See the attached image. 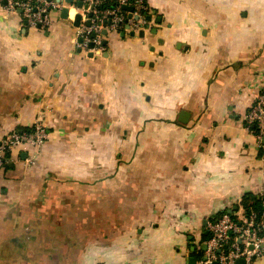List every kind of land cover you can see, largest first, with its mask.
<instances>
[{
  "label": "crops",
  "instance_id": "1",
  "mask_svg": "<svg viewBox=\"0 0 264 264\" xmlns=\"http://www.w3.org/2000/svg\"><path fill=\"white\" fill-rule=\"evenodd\" d=\"M80 1L46 29L0 2V140L49 132L0 170V264H30L33 241L43 264H195L214 218L264 198L244 119L264 0H145L149 25L107 32L101 55L75 45Z\"/></svg>",
  "mask_w": 264,
  "mask_h": 264
},
{
  "label": "built area",
  "instance_id": "2",
  "mask_svg": "<svg viewBox=\"0 0 264 264\" xmlns=\"http://www.w3.org/2000/svg\"><path fill=\"white\" fill-rule=\"evenodd\" d=\"M2 1H6L4 8L8 12L21 15L22 21L32 29L48 28L54 14L64 9L69 12L73 7L63 0ZM128 7L132 10L128 11ZM77 11L81 21L76 29L75 45L85 53L101 55L106 51L105 31L129 34L149 25L150 10L145 0H83ZM91 45L94 47L90 48ZM244 119L246 129L261 141L264 138V87L259 89ZM48 138L43 118L26 130L7 133L0 140V170L12 164L15 153L18 157L22 147L33 151V159ZM208 234L206 250L195 264H237L241 259L252 264L264 254V198L258 204L252 202L248 208L243 207L240 213L224 211L208 225Z\"/></svg>",
  "mask_w": 264,
  "mask_h": 264
},
{
  "label": "water",
  "instance_id": "3",
  "mask_svg": "<svg viewBox=\"0 0 264 264\" xmlns=\"http://www.w3.org/2000/svg\"><path fill=\"white\" fill-rule=\"evenodd\" d=\"M66 2L67 3H69V4H74V0H66ZM5 3H6V1H5ZM77 6L78 7H82V1H80V2H77ZM128 11H131L132 9L131 8H126ZM68 17V9H64L63 10V18L64 19H66ZM80 21H81V16L78 14L76 17H75V23H74V26L75 27H78L79 25H80ZM89 24V23H88ZM25 25H27V23H25ZM104 34L106 35L107 34V32L105 31L104 32ZM131 36H133V33H131ZM94 46L93 45H91L90 46V48H93ZM90 56H92V54H90ZM187 116H188V114L187 113H185V112H183L182 114H181V121H185L184 119L185 118H187ZM24 159L26 158V154H23V156H22ZM195 262V260H193V263ZM237 264H245V260L244 259H241V260H238V262H237Z\"/></svg>",
  "mask_w": 264,
  "mask_h": 264
},
{
  "label": "rangeland",
  "instance_id": "4",
  "mask_svg": "<svg viewBox=\"0 0 264 264\" xmlns=\"http://www.w3.org/2000/svg\"><path fill=\"white\" fill-rule=\"evenodd\" d=\"M35 241L31 242V256L30 257H26V259H31L32 262H34V264L37 262L38 264H43V261L41 258H38L37 254H38V247L39 246L38 242L36 241V243H34ZM19 260H22V258H19ZM69 260V258H68ZM30 261V264H32ZM64 261L63 258H61V262L62 263Z\"/></svg>",
  "mask_w": 264,
  "mask_h": 264
},
{
  "label": "trees",
  "instance_id": "5",
  "mask_svg": "<svg viewBox=\"0 0 264 264\" xmlns=\"http://www.w3.org/2000/svg\"><path fill=\"white\" fill-rule=\"evenodd\" d=\"M250 200H253V201H254V200H255V196L250 194V195H246V196L244 197V201H245V203H246V206H245L246 208H248V207L250 206V205H248V202H246V201H250ZM259 200H260V199H256V200L254 201V203H255V204H258V203H259Z\"/></svg>",
  "mask_w": 264,
  "mask_h": 264
}]
</instances>
